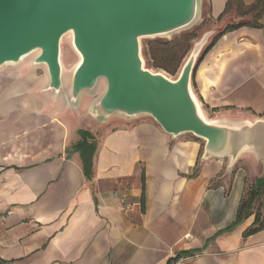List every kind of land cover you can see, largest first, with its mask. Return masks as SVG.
I'll return each instance as SVG.
<instances>
[{"label": "crops", "instance_id": "1", "mask_svg": "<svg viewBox=\"0 0 264 264\" xmlns=\"http://www.w3.org/2000/svg\"><path fill=\"white\" fill-rule=\"evenodd\" d=\"M203 1L222 23L229 0ZM260 23L199 57L192 85L212 122L264 121ZM33 59L0 72V264H264V230L243 237L255 215L227 230L246 183L264 178V153L203 160L204 140L150 116L102 120L93 95L73 107L46 91Z\"/></svg>", "mask_w": 264, "mask_h": 264}, {"label": "water", "instance_id": "2", "mask_svg": "<svg viewBox=\"0 0 264 264\" xmlns=\"http://www.w3.org/2000/svg\"><path fill=\"white\" fill-rule=\"evenodd\" d=\"M201 12V0H0V68L38 52L33 65L46 67V91L64 94L73 107L103 81L93 104L102 120L150 116L174 138L204 140L203 160L230 158L233 165L244 151L264 153V121L233 125L205 118L192 79L209 34L175 80L146 69L142 57V39L182 31ZM69 33L80 62L65 88L61 43Z\"/></svg>", "mask_w": 264, "mask_h": 264}, {"label": "trees", "instance_id": "3", "mask_svg": "<svg viewBox=\"0 0 264 264\" xmlns=\"http://www.w3.org/2000/svg\"><path fill=\"white\" fill-rule=\"evenodd\" d=\"M234 6L238 11H240L241 17L250 15L251 19L245 22H240L238 24L227 25L219 34H217V36H215V38L211 42V45H214L215 42L224 34L233 32L242 27H261L260 21L264 17V0H257L251 6L244 5L242 0H229L226 5L224 15H227L230 11H232ZM178 47L179 41L170 43L165 42L155 47L149 46L147 61L148 64L152 68L163 70L169 75H177L183 66V62L186 56L182 55ZM83 133L84 132H80V135H83ZM85 135L87 134L85 133ZM84 164L86 177L89 178L90 165H86L85 162ZM142 182L144 186V174H142ZM253 215H255V220L253 224L243 233L244 238H248L264 230V178L257 179L252 185L246 183V187L236 214V219L234 223L227 228V230L229 231L235 228ZM178 258H180L179 255L175 259L170 260L169 264H171L173 261H177Z\"/></svg>", "mask_w": 264, "mask_h": 264}, {"label": "rangeland", "instance_id": "4", "mask_svg": "<svg viewBox=\"0 0 264 264\" xmlns=\"http://www.w3.org/2000/svg\"><path fill=\"white\" fill-rule=\"evenodd\" d=\"M201 4H202V8H204V12H201L200 18L190 27L182 31L176 32L174 34H170L168 36H162V37H156V38H144L141 40L142 57H143L146 69L151 70L152 72L163 73L170 79L175 80L178 78L182 68L180 69L179 73L174 76L167 74L163 70L152 68L147 62L149 46L155 47L161 43H165V42L170 43V42L179 41L178 49L181 51L183 56L186 55L184 62H183V65H184L191 51L193 50L195 44L198 43L200 40H202V38L205 35L209 34V39L205 47L203 48L202 53L211 44L215 36H217V34L221 32L227 25L238 24L240 22H245L251 19L250 15L241 17L240 11H238L237 8L234 6L233 10L230 11L226 15L224 21L220 24H216L206 17L207 7H208L207 3L201 0ZM214 32H216L215 35H213ZM72 41H73V35L72 33H69L66 36H64V38L62 39V43H61V58L60 59H61L62 67H63V82H64L65 88L69 86L70 81H71L72 72L80 60L77 52L74 51ZM33 58H34V55L28 58L27 61H31ZM15 68H16V65L15 66H4L0 68V72L2 70H14ZM104 90H105V84L102 81L99 85L97 92L91 98L93 99V98L99 97L104 92ZM192 90L194 92L193 85H192ZM206 119L210 121V119L208 118Z\"/></svg>", "mask_w": 264, "mask_h": 264}, {"label": "bare ground", "instance_id": "5", "mask_svg": "<svg viewBox=\"0 0 264 264\" xmlns=\"http://www.w3.org/2000/svg\"><path fill=\"white\" fill-rule=\"evenodd\" d=\"M74 51H75V50H74ZM75 52H76V51H75ZM36 54H38V52H35V53H33L32 55L25 57L20 63L24 62L26 59L30 58V57L33 56V55H34V57H35ZM78 56H79V55H78ZM79 59H80V56H79ZM15 65H17V64H7V65H5V66H15ZM21 66H22V64H21ZM45 68H46V67H45ZM32 70H33V69H32Z\"/></svg>", "mask_w": 264, "mask_h": 264}, {"label": "built area", "instance_id": "6", "mask_svg": "<svg viewBox=\"0 0 264 264\" xmlns=\"http://www.w3.org/2000/svg\"><path fill=\"white\" fill-rule=\"evenodd\" d=\"M120 202H121V204L123 205L124 208H127V206H126V201H125L124 198H122V199L120 200Z\"/></svg>", "mask_w": 264, "mask_h": 264}]
</instances>
